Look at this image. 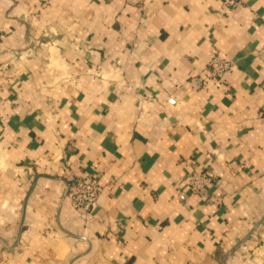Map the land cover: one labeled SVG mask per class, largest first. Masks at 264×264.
Wrapping results in <instances>:
<instances>
[{"label":"crops","instance_id":"0c3cea01","mask_svg":"<svg viewBox=\"0 0 264 264\" xmlns=\"http://www.w3.org/2000/svg\"><path fill=\"white\" fill-rule=\"evenodd\" d=\"M239 1L0 0V264H264V0Z\"/></svg>","mask_w":264,"mask_h":264},{"label":"built area","instance_id":"2783aa9c","mask_svg":"<svg viewBox=\"0 0 264 264\" xmlns=\"http://www.w3.org/2000/svg\"><path fill=\"white\" fill-rule=\"evenodd\" d=\"M229 4H237L239 0H226ZM233 67V61L220 53H213L205 70V84L224 80L225 74ZM190 187L193 192H201L212 183L211 175L200 170H195L190 175ZM102 186L93 176L78 177L67 189L72 204L77 209H91L97 204Z\"/></svg>","mask_w":264,"mask_h":264}]
</instances>
